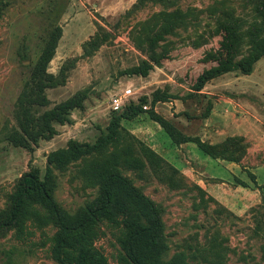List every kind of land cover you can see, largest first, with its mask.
I'll return each instance as SVG.
<instances>
[{"label":"rangeland","instance_id":"obj_1","mask_svg":"<svg viewBox=\"0 0 264 264\" xmlns=\"http://www.w3.org/2000/svg\"><path fill=\"white\" fill-rule=\"evenodd\" d=\"M258 44H264V0H0V214L10 208L24 172L43 176L50 151L71 140L94 143L113 117L134 106L141 110L121 119L115 139L91 156L130 143L137 154L140 144L163 145L166 158L170 137L178 145L207 130L225 135V112L257 115L262 136L264 55L250 73L230 71L194 90L200 74L257 51ZM127 87L131 97L113 109L110 95ZM242 157L255 185L247 172L246 181L259 196L240 214L209 194L206 174L195 163L185 173L168 168L165 178L147 167L119 166L157 207L162 264L172 258L264 264V145L248 143ZM81 166L53 169L51 195L69 214L99 195ZM216 194L224 196L219 188ZM103 229L95 244L115 264L114 232ZM56 231L53 223L38 228L27 221L17 239L13 227L1 228L0 264H61L49 253Z\"/></svg>","mask_w":264,"mask_h":264},{"label":"trees","instance_id":"obj_2","mask_svg":"<svg viewBox=\"0 0 264 264\" xmlns=\"http://www.w3.org/2000/svg\"><path fill=\"white\" fill-rule=\"evenodd\" d=\"M263 55L264 44H258L257 51L237 60H222L197 77L194 90L198 91L209 79L230 71L250 73L253 64ZM140 110L139 106H134L128 112L113 117L106 133L92 144L71 140L66 147L50 151L42 177L34 172H24L16 185L10 208L6 214H0V229L13 227L14 236L21 239L27 221L38 228L53 223L57 231L49 237V253L54 260L61 264H108L106 255L95 244L105 226L114 232L118 245L115 264H162L164 246L160 239L163 225L157 207L121 174L119 166L137 171L147 167L158 178H165L168 168L176 174L179 170L144 144H140V154L127 143L113 148L107 155L91 156L115 139L121 119H130ZM185 141L195 143L211 157L223 156L235 161L242 158L249 143L243 136L227 137L215 144L201 141L200 138L183 137V140H177L179 143ZM77 161L82 162L81 175L87 182L98 186L99 195L77 213L69 214L53 199L50 184L54 168L61 169ZM248 176L255 185L254 175L249 172ZM237 183L248 186L240 179ZM170 262L184 264L176 258Z\"/></svg>","mask_w":264,"mask_h":264},{"label":"crops","instance_id":"obj_3","mask_svg":"<svg viewBox=\"0 0 264 264\" xmlns=\"http://www.w3.org/2000/svg\"><path fill=\"white\" fill-rule=\"evenodd\" d=\"M226 107H229V105ZM221 119L225 121L224 124L228 129L227 133L223 135V131L220 130L217 134H210V130H207L208 133L205 134L206 132H204L202 138L200 137L201 141L215 144L223 141L227 137L243 136L250 145L255 142L257 146L260 144L264 145V134L262 136L258 134L259 125L257 122L261 123V120L257 115L254 117V115L250 114L247 117L238 118L235 113L228 114L225 112ZM211 120L212 118L210 117L209 121H207L208 125ZM260 131H263V129ZM170 144L171 147L173 144V147L171 152L167 154L168 156H166V158L162 156L163 153H166L163 145L162 150L157 149L154 145H152V149L165 160L169 161L179 171H184V173L188 171V168H191V163L197 164L201 169V172H203L202 174H206L201 176L205 179L204 182L208 183L207 191L209 194L214 197L215 200L221 202V204H224L235 213H242L245 209L244 207L247 206V203H250L252 200L253 202L258 200V188L254 187L252 182H247L245 177L246 172L247 174L249 172L254 174V171L251 167L244 164L243 157L239 161L223 156L211 157L197 147L195 143L190 141L180 142L178 145H175L170 139ZM150 145L151 144H149V146ZM191 169L194 170L193 168ZM192 175L193 177H199L194 173H192ZM238 179L246 182L248 186H241L238 184ZM222 185H225L226 187ZM217 188L220 189V193L224 196L219 197L216 194Z\"/></svg>","mask_w":264,"mask_h":264},{"label":"built area","instance_id":"obj_4","mask_svg":"<svg viewBox=\"0 0 264 264\" xmlns=\"http://www.w3.org/2000/svg\"><path fill=\"white\" fill-rule=\"evenodd\" d=\"M131 88H123L117 92H114L109 97L110 105L113 109L121 108L126 101L131 97Z\"/></svg>","mask_w":264,"mask_h":264}]
</instances>
